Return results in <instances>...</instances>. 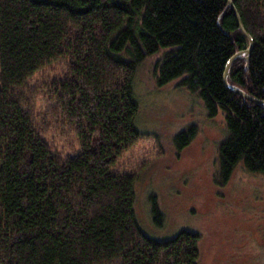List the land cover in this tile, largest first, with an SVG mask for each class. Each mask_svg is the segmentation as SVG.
Returning a JSON list of instances; mask_svg holds the SVG:
<instances>
[{
	"label": "trees",
	"instance_id": "16d2710c",
	"mask_svg": "<svg viewBox=\"0 0 264 264\" xmlns=\"http://www.w3.org/2000/svg\"><path fill=\"white\" fill-rule=\"evenodd\" d=\"M233 2L253 44L228 83L264 101V0ZM249 46L229 0H0V264H199L200 232L160 240L137 219L120 165L141 135L136 79L154 60L158 87L224 115L219 187L264 176V103L224 81ZM198 135L186 125L176 149ZM66 136L79 152L63 157L48 138ZM152 214L162 225L156 198Z\"/></svg>",
	"mask_w": 264,
	"mask_h": 264
},
{
	"label": "rangeland",
	"instance_id": "374dc122",
	"mask_svg": "<svg viewBox=\"0 0 264 264\" xmlns=\"http://www.w3.org/2000/svg\"><path fill=\"white\" fill-rule=\"evenodd\" d=\"M149 61L136 79L141 103L139 141L120 165L138 176L135 210L143 230L166 240L182 229L202 234L199 264H264V176L236 170L224 187L215 183L224 115L209 117L200 97L173 81L158 87ZM199 135L178 151L174 136L190 123ZM63 157L79 152L72 136L48 138ZM165 215L157 225L152 199Z\"/></svg>",
	"mask_w": 264,
	"mask_h": 264
},
{
	"label": "water",
	"instance_id": "95a60500",
	"mask_svg": "<svg viewBox=\"0 0 264 264\" xmlns=\"http://www.w3.org/2000/svg\"><path fill=\"white\" fill-rule=\"evenodd\" d=\"M229 4H230V6L232 7V9L234 10V12H235V14H236V16H237V19H238V22H239V27H240L241 31H242V32L246 35V37L248 38V40H249V42H250V46H249L247 49H245V50L238 51L237 53H235V54L230 58V60H229V62H228V64H227V66H226V68H225V72H224V81L226 82V84L228 85L229 88H231V89L237 91L238 93L242 94L243 96H245V97H247V98H249V99H251V100H253V101H257V102H260V103H264V101L259 100V99L255 98V97L249 95L247 92H245L244 90H242V89H240V88L232 87V86H230L229 83H228L229 69H230L231 63H232L236 58L242 56L244 53L249 54L250 51H251V48H252V44H253V38H252V36L247 32V30L245 29V26H244V24H243V22H242V19H241L239 13H238V10H237V8H236V6H235L233 0H229ZM219 26L222 28L220 21H219Z\"/></svg>",
	"mask_w": 264,
	"mask_h": 264
},
{
	"label": "bare ground",
	"instance_id": "6f19581e",
	"mask_svg": "<svg viewBox=\"0 0 264 264\" xmlns=\"http://www.w3.org/2000/svg\"><path fill=\"white\" fill-rule=\"evenodd\" d=\"M242 59V58H241Z\"/></svg>",
	"mask_w": 264,
	"mask_h": 264
}]
</instances>
